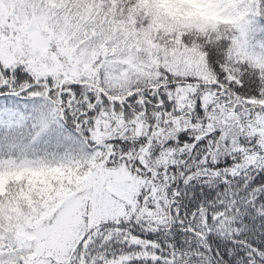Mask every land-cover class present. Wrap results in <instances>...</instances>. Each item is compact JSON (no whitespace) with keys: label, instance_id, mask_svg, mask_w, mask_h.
Returning <instances> with one entry per match:
<instances>
[{"label":"snow or ice","instance_id":"6c2138e0","mask_svg":"<svg viewBox=\"0 0 264 264\" xmlns=\"http://www.w3.org/2000/svg\"><path fill=\"white\" fill-rule=\"evenodd\" d=\"M0 264H264V0H0Z\"/></svg>","mask_w":264,"mask_h":264}]
</instances>
